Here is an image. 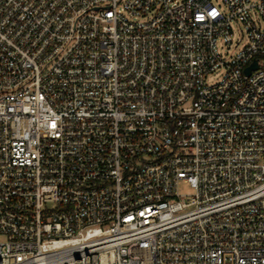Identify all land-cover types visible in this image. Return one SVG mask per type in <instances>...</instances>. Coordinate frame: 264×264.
Returning <instances> with one entry per match:
<instances>
[{"label": "built area", "instance_id": "2783aa9c", "mask_svg": "<svg viewBox=\"0 0 264 264\" xmlns=\"http://www.w3.org/2000/svg\"><path fill=\"white\" fill-rule=\"evenodd\" d=\"M217 2L0 0V264H264V0Z\"/></svg>", "mask_w": 264, "mask_h": 264}, {"label": "rangeland", "instance_id": "374dc122", "mask_svg": "<svg viewBox=\"0 0 264 264\" xmlns=\"http://www.w3.org/2000/svg\"><path fill=\"white\" fill-rule=\"evenodd\" d=\"M217 3L219 4L220 0H218ZM233 28H234V42H233L232 46H230V48L224 46V47H226V50L228 51L229 54L230 53L233 54V53L237 52L238 49H240V47L243 45V43L245 42V39H246V32L243 30V28L241 26H239L237 23H234ZM239 39H241L242 42H239ZM179 192L182 195L189 194V193L193 192V189L189 184L181 183L180 187H179Z\"/></svg>", "mask_w": 264, "mask_h": 264}, {"label": "water", "instance_id": "95a60500", "mask_svg": "<svg viewBox=\"0 0 264 264\" xmlns=\"http://www.w3.org/2000/svg\"><path fill=\"white\" fill-rule=\"evenodd\" d=\"M257 68V63L254 62L250 67L247 68V73H250L252 69H256Z\"/></svg>", "mask_w": 264, "mask_h": 264}]
</instances>
